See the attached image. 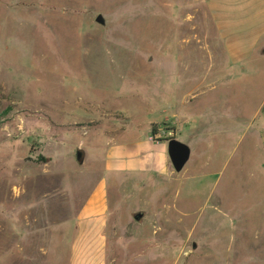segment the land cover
Here are the masks:
<instances>
[{
    "label": "rangeland",
    "instance_id": "obj_1",
    "mask_svg": "<svg viewBox=\"0 0 264 264\" xmlns=\"http://www.w3.org/2000/svg\"><path fill=\"white\" fill-rule=\"evenodd\" d=\"M204 1L0 0V264H70L101 174L106 264H264V89L193 63L212 33ZM148 121L190 149L182 171L104 173L111 139L141 140Z\"/></svg>",
    "mask_w": 264,
    "mask_h": 264
},
{
    "label": "crops",
    "instance_id": "obj_2",
    "mask_svg": "<svg viewBox=\"0 0 264 264\" xmlns=\"http://www.w3.org/2000/svg\"><path fill=\"white\" fill-rule=\"evenodd\" d=\"M204 4L212 33L208 34L207 48L204 51L206 65L199 59L193 63L203 65L209 72L222 73L220 78L226 86L250 79L258 88L264 89V0H205ZM252 119L255 126V160L260 158L261 164L257 168L264 170V90ZM158 123L148 121L147 125L151 128ZM252 125L249 124L246 129ZM228 132L230 131L225 130L226 134ZM149 136L150 133L132 143L117 140L116 136L111 139L112 143L105 153L104 173L167 174L170 162L166 144L150 141ZM261 173L264 174V171ZM101 175L73 217L74 238L70 264H106L104 251L109 225L108 195L107 179ZM127 185V182L120 181L122 192ZM121 200L123 201L122 198ZM136 214H141L142 217L136 220ZM128 216L130 223L135 224L134 227H141L146 220L142 210L131 211ZM71 222L70 220L69 227ZM114 259L112 257L110 263Z\"/></svg>",
    "mask_w": 264,
    "mask_h": 264
},
{
    "label": "water",
    "instance_id": "obj_3",
    "mask_svg": "<svg viewBox=\"0 0 264 264\" xmlns=\"http://www.w3.org/2000/svg\"><path fill=\"white\" fill-rule=\"evenodd\" d=\"M98 24H103L101 16L96 18ZM166 144V152L170 165L175 173H180L190 158V149L183 143L176 141L174 138L164 141ZM76 162L79 166L83 165L84 155L82 151L77 150L75 155ZM142 216L139 214L135 219L138 220ZM195 246L193 245V248Z\"/></svg>",
    "mask_w": 264,
    "mask_h": 264
},
{
    "label": "built area",
    "instance_id": "obj_4",
    "mask_svg": "<svg viewBox=\"0 0 264 264\" xmlns=\"http://www.w3.org/2000/svg\"><path fill=\"white\" fill-rule=\"evenodd\" d=\"M174 135V130L167 127L165 129L156 130L155 135L150 134L149 140L164 143V141L174 138Z\"/></svg>",
    "mask_w": 264,
    "mask_h": 264
},
{
    "label": "trees",
    "instance_id": "obj_5",
    "mask_svg": "<svg viewBox=\"0 0 264 264\" xmlns=\"http://www.w3.org/2000/svg\"><path fill=\"white\" fill-rule=\"evenodd\" d=\"M151 134H152V135H155V134H156V131H155V128H154V126H152V129H151Z\"/></svg>",
    "mask_w": 264,
    "mask_h": 264
},
{
    "label": "flooded vegetation",
    "instance_id": "obj_6",
    "mask_svg": "<svg viewBox=\"0 0 264 264\" xmlns=\"http://www.w3.org/2000/svg\"><path fill=\"white\" fill-rule=\"evenodd\" d=\"M138 215H139V214H136V215L134 216V218H136Z\"/></svg>",
    "mask_w": 264,
    "mask_h": 264
}]
</instances>
